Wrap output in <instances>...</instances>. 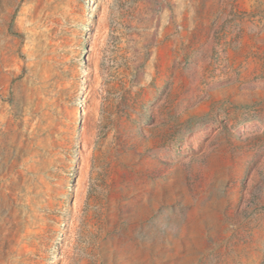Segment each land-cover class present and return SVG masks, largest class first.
Wrapping results in <instances>:
<instances>
[{
  "label": "rangeland",
  "instance_id": "1",
  "mask_svg": "<svg viewBox=\"0 0 264 264\" xmlns=\"http://www.w3.org/2000/svg\"><path fill=\"white\" fill-rule=\"evenodd\" d=\"M0 264H264V0H0Z\"/></svg>",
  "mask_w": 264,
  "mask_h": 264
}]
</instances>
